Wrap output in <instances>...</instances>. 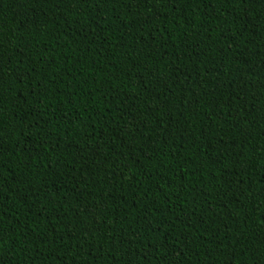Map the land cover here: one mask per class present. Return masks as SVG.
Wrapping results in <instances>:
<instances>
[{
  "label": "trees",
  "instance_id": "trees-1",
  "mask_svg": "<svg viewBox=\"0 0 264 264\" xmlns=\"http://www.w3.org/2000/svg\"><path fill=\"white\" fill-rule=\"evenodd\" d=\"M0 264H264V0H0Z\"/></svg>",
  "mask_w": 264,
  "mask_h": 264
}]
</instances>
